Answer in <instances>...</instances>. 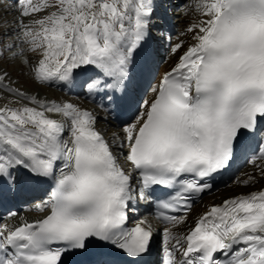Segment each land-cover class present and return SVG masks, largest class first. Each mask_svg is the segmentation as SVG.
<instances>
[{"label":"snow or ice","instance_id":"1","mask_svg":"<svg viewBox=\"0 0 264 264\" xmlns=\"http://www.w3.org/2000/svg\"><path fill=\"white\" fill-rule=\"evenodd\" d=\"M173 0H15L0 32V62L27 66L35 83L80 87L96 111L17 88L0 69V188L47 186L40 218L0 223V264H144L160 236L159 264H264V189L211 205L186 231L193 203L244 154L264 179V0H195L190 42L148 85L111 134L100 119L125 100L152 44L168 39L159 9ZM193 10L184 4V15ZM30 56H38L33 63ZM162 195H157V193ZM155 204L152 219H133ZM17 213H9V217ZM132 225L129 226V221ZM162 224V228L154 227Z\"/></svg>","mask_w":264,"mask_h":264},{"label":"bare ground","instance_id":"2","mask_svg":"<svg viewBox=\"0 0 264 264\" xmlns=\"http://www.w3.org/2000/svg\"><path fill=\"white\" fill-rule=\"evenodd\" d=\"M178 1H179V3H178ZM184 1H186V2H184ZM14 3H15V0H7V1H3L2 4H0V14H2V13L4 14L5 13L4 14L5 15L4 19L0 22V32H3L5 30V27H10L12 22L18 16V13L15 10H12L9 7V5L14 4ZM185 3L191 4L193 6V10L190 12V20H191V22L199 19L200 18L199 15L196 14L195 11H194L195 0H192V3H190V0H173V6L172 7L168 8L167 11H165L164 9H159L158 12L160 10L164 11V12H169V10L172 9V8H174L175 10L176 9L178 10L180 8V10H181L180 11L181 13L179 14L180 17L179 16L178 17L171 16V14L169 16L170 20L174 21L175 24H179L180 21L183 19V16H185L183 14V12H184V4ZM175 10L173 12H176ZM11 12L13 14H11ZM174 14H177V12L174 13ZM160 15H161V13H160ZM161 18H162V22H163L164 20L167 19V16L166 15H162ZM3 22H6L7 25L3 26ZM176 28L178 29V27H176ZM160 30L162 31V28ZM162 40L163 39H159L158 38L154 42V44H155V46H156L155 48L157 50H159L160 52L162 51L163 53L166 54V58L162 62H157V61H159V59H161V58H159V59L156 60V62H157L156 64H154V62H151V64H150V69L154 70V68L159 67V69L158 68L156 69L158 71L159 77L164 72L169 71L175 65V63L177 62V60L179 58V54H182V52L184 50V49H181L180 53L177 54L176 56H170L169 55L170 46L167 47V48L164 47L162 45V44H164V42H162ZM180 41H185V48L187 46V43L190 42L189 37L187 35H179V36L176 37V39H174L172 41L173 43L171 45H174V44H176V43H178ZM32 60H35V62H36V57H34ZM3 62H7V61H3ZM15 65H16L17 68L22 66L19 61H17L15 63ZM15 69H14V65H13L12 67H9L7 69V72L10 73L11 78L13 80L15 79L16 81H18L16 83V85H15L17 88H20L22 90H26L30 94H37V95H39L40 98L55 99V97H51V96H54V92H53L52 89L44 86V87H46V91H43L44 87L42 89L39 88V90H38V86L37 87H33L32 85H30L29 79L25 78V79H27V81H26L21 74H17L15 72ZM147 71L148 70H144L142 68H138L137 69L136 79L134 81L138 82L139 74L142 73V76H145ZM159 77L157 76L156 79L151 82V84L152 85L157 84V82L159 80ZM18 83L19 84L23 83L27 88L22 87L21 85H18ZM53 86L56 87L59 90L63 88V87H58V86H55V85H53ZM68 91H69V89H68ZM69 92H71L70 93L71 95H76L77 97L80 98V101H77V102L69 101V102L78 104L82 108H87L89 110L96 111L95 104L84 95V92H80V89H78L77 87H74ZM129 94H131V93L129 92ZM59 98L58 97L56 98L57 101H59ZM97 115H98V117H100V119L98 121V124H97V127H98V129H100L104 133L106 139L110 138V136H111V134L113 132L118 131L121 128V127H119L118 129H114L111 121H109L108 119L107 120L103 119V116H104L103 112L97 111ZM129 120L130 119L124 120V121L128 122ZM244 173L255 174V170L253 169V166H248L245 169L243 168V169L240 170L239 173H237L235 175V179H237V178L243 179L244 178V176H243ZM262 184H264V179L259 178L257 176V182L255 184H251V185H248V186H244V185H241V184H235V185H231L229 188L219 189L213 195L205 197L199 204H197V205H195L193 207L191 212L188 214L186 223L180 227L179 231H183V229H185V227H187L191 223V221L194 220L200 214V212H202L206 208V205L208 203L217 201L218 199H220L223 196H226L227 194H232L234 191H236V192H244V191H247V190H251L252 188H258ZM44 189L45 188H43V187L39 188L36 185H29V184H25L23 182L19 183L17 185V188L15 190H12V191L15 192V194L18 197V199H20L19 204L21 206L23 204H27L28 206H27L26 209H21V210L17 211L16 212L17 215L14 216V217H7L6 214L4 215V214H2L3 212L0 211V223H8V224H13L14 223L15 224V223H18L19 221H21V218H23L26 221L35 220V219L40 218L41 214L36 212L33 209H34V205L35 204L40 203L42 200H46L47 199V191H48V189L46 191H44ZM23 190H27V193H24V194L21 195L20 191H23ZM5 191H6V188L4 190L3 189L0 190V210L4 206L13 203L12 200H11V197L5 195ZM37 193L40 194V197H36ZM136 216H138V217H149V219H152V217L149 215V213L147 212V210L145 208H140V211L138 212V215H136ZM154 226L157 227V228H161V224H156L155 222H154ZM160 238L161 237L159 236V240H160ZM154 264H155V262H154Z\"/></svg>","mask_w":264,"mask_h":264},{"label":"rangeland","instance_id":"3","mask_svg":"<svg viewBox=\"0 0 264 264\" xmlns=\"http://www.w3.org/2000/svg\"><path fill=\"white\" fill-rule=\"evenodd\" d=\"M184 2H186V1H184ZM179 3V2H178ZM181 3V2H180ZM190 3H192V0H190ZM175 9L174 8H172V10L170 11V14H171V12L172 11H174ZM176 12H177V14H172L171 16H175V17H180V8L177 10H175ZM176 12H174V13H176ZM183 12V11H182ZM3 17V16H2ZM2 17H0V20H1V18ZM191 22V20H190V14L187 16V15H185V16H183V19L180 21V23L179 24H174L175 25V31L173 32V39L172 40H174V39H176V37L177 36H179L180 35V33H182V32H184L185 30H186V28H187V26H188V24ZM178 25V26H177ZM176 27H178V29L176 28ZM173 43V42H172ZM159 51V50H158ZM39 58V57H38ZM164 60V58H161V59H159V61H157V62H162ZM3 62V61H2ZM156 62V63H157ZM4 64H1L0 63V67H3L4 68V70H7L9 67H12L13 65H14V69H15V72L17 73V74H21L22 76H23V78L25 79V78H27V79H29V81H30V85H32L33 87H37L38 86V90H39V88L40 89H42L45 85H43V87H42V85L40 84L39 85V83H35V82H33V80L30 78L31 77V73L29 72V71H27L28 70V68L27 67H25V66H20V67H16V65H15V63H8V62H3ZM7 63V64H6ZM159 64V63H158ZM5 65V66H4ZM158 66V65H157ZM24 68V69H23ZM158 69H159V67H157ZM27 79H25L26 81H27ZM18 82V81H17ZM19 84V83H18ZM20 85H22V87H25V88H27L23 83H21ZM45 88H43V91H45L44 90ZM54 92V91H53ZM65 93V92H64ZM63 93V94H64ZM64 99H70L71 98V96L69 97V94H64Z\"/></svg>","mask_w":264,"mask_h":264}]
</instances>
